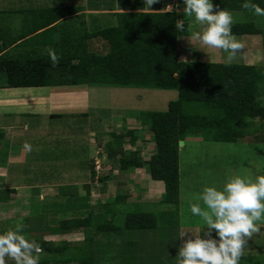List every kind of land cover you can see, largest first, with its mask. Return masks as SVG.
I'll list each match as a JSON object with an SVG mask.
<instances>
[{"label":"rangeland","instance_id":"374dc122","mask_svg":"<svg viewBox=\"0 0 264 264\" xmlns=\"http://www.w3.org/2000/svg\"><path fill=\"white\" fill-rule=\"evenodd\" d=\"M108 5L114 8L115 4ZM180 12L184 14L183 9ZM231 13L233 24L253 23L256 28L264 32V16H258L252 11ZM13 16L12 22L17 25L18 15ZM97 18L91 30L105 29L116 24L113 16L103 20ZM184 18L189 42L186 41L187 44L183 41L178 42L180 56L183 60H199L214 64L264 65L261 58L264 54L261 47L264 35H256L255 38L252 36L253 38L247 39L242 36H240L242 38L236 37L243 47L231 63H226L224 59L226 54L222 50L204 46L196 40L194 34L202 32L205 26L195 22L193 17L184 14ZM89 44H92L93 52L97 50L101 52L106 47L105 41L101 38L89 41ZM68 48L70 49L68 46L66 50ZM254 49H256L255 54H258L256 58ZM243 52H247L245 56ZM48 53L49 51L43 52V54ZM50 53L60 52L54 49ZM242 57L245 62L242 61ZM260 60L261 62H257ZM4 83L5 79H2L0 85ZM3 89L4 87L0 86V90ZM74 89L89 90L87 91L89 95H86L90 104L87 116L68 114L60 119H48L47 121L39 118L38 122L34 117L32 119L28 116L20 118L24 122L31 120L37 129L44 128V138L47 140V136L48 141L47 144L40 145L42 147L37 158L42 163L35 165L39 172L36 173V178H23L25 169L19 170V167L12 172L9 180L0 178L2 186L25 184L26 182L29 185L32 182L35 186L39 185L37 194L34 193L30 200L29 209L23 207L22 210L19 204L22 202L5 205L0 200V232L1 230H15L19 224L29 239L32 237L35 240H42L44 236L54 235V238H57V240L54 239L55 244L61 245L60 241L64 237L57 235L61 221L91 217L93 224L88 230L64 234L68 242H71L69 243L71 244L70 251L64 259L73 256L78 262L91 257L93 264H177L178 248L182 246L184 240L196 232L203 237L204 231H208L203 228L202 218L193 215L190 211L193 203H198L202 209L207 210L203 202L196 200L195 196L205 186L222 188L225 182L233 176L239 175L254 181L258 175H264L263 126L256 125L251 129L250 135L233 143H226L215 138L213 141H206L200 135H191L186 138L184 146L180 147V205L163 204L164 185L151 180L147 168H131L121 172L116 167L117 162L114 163L108 159L107 149L98 147L101 143L103 146L110 144L113 133H121V136L126 137L125 152H137L139 157L147 162L150 155L155 153V144L151 141L150 133L144 131L141 114L166 111L169 103L177 99L178 92L133 87L79 86ZM186 111L190 115L209 113L201 105H188ZM4 114V106L0 104V127L10 119L4 117ZM130 130L138 132L136 137L140 141L135 146L130 144V137H127ZM36 131L39 132L33 129L32 133ZM122 139L124 141L123 137ZM97 142L98 145H95ZM119 142L122 141H113L110 146L115 149ZM71 146L73 149L70 148ZM45 149L47 152L43 151ZM69 149L71 152L74 151L76 158L69 154ZM85 159L86 163H84ZM90 159H94L95 170L98 172L93 182L89 168ZM31 165L34 167V162H31ZM104 176L111 178L107 182L108 191L102 194L98 189L101 185L98 180ZM85 186L89 189L86 190ZM128 192L131 194L129 202L115 203L116 196L128 194ZM40 194L42 201L39 198ZM23 196V201L28 198L27 194ZM0 197L4 198L2 195ZM139 212L154 214L157 217V229L126 230L127 215ZM166 218L167 221H165ZM173 219H176L178 223H175L176 221L172 223ZM109 221H114V225L119 229L118 233L99 232L98 227ZM257 223L261 227L258 232L247 238L244 255L239 264H264V217ZM182 231L188 232L189 235L179 237ZM211 231L214 236L215 230ZM87 238L91 241L84 243L83 240ZM79 240L81 243L77 242ZM39 256L45 261L52 258L46 253ZM9 261L14 260L9 258ZM77 262L74 260L65 264H77Z\"/></svg>","mask_w":264,"mask_h":264},{"label":"trees","instance_id":"16d2710c","mask_svg":"<svg viewBox=\"0 0 264 264\" xmlns=\"http://www.w3.org/2000/svg\"><path fill=\"white\" fill-rule=\"evenodd\" d=\"M244 0H213L214 6L231 12H248L241 7ZM264 9V0H253ZM182 7H184L181 1ZM38 30L47 29L61 18L73 13V10L57 8L39 9ZM116 24L99 29L93 34L78 36L70 51L58 57V63L52 66L47 55L32 52L24 55L16 51L7 53V49L26 35L4 36L0 34V83L8 89L29 88H77V87H116L138 88L164 91H177L178 97L168 105L164 112H144L141 122L144 131L151 135L155 144V153L143 161L137 152L124 153L121 144L124 135L112 134V142L121 140L118 149L106 144L108 159L117 162V169L125 172L131 168H147L150 179L162 183L165 188L163 204L179 206L181 197L180 145L186 138L200 135L204 140L221 139L233 143L246 138L256 125L264 127V65L214 64L181 60L178 48L179 36L175 30V21L183 19L174 10L166 13H121L116 14ZM44 35L35 39V46H42ZM232 32L236 37L264 35L253 23L233 24ZM101 38L105 41L103 51L93 52L89 41ZM29 44V43H28ZM31 44V42H30ZM264 49V42H263ZM188 105H201L209 112L207 115H190ZM136 131H129L131 144L136 145ZM111 134V133H110ZM109 136V135H108ZM257 139V138H256ZM118 159V160H117ZM91 181L98 175L94 159L90 160ZM111 177L98 180L96 187L100 193L108 191L107 182ZM98 185V184H97ZM86 190L89 189L85 186ZM131 194L116 196L115 203L129 202ZM4 202V198L0 197ZM167 221V218L165 219ZM172 223H178L176 219ZM93 219L64 220L59 223L57 235L86 231ZM157 217L151 213H131L125 220L128 231H148L157 229ZM84 229V230H82ZM103 234L118 233L114 221L98 227ZM2 231L0 233H3ZM26 232V231H24ZM35 240V239H32ZM42 254L52 257L49 261L40 259L39 264H65L77 262L69 253L71 244L56 246L52 242L35 240ZM85 239L84 243L90 242ZM60 257L62 259L60 260ZM59 258V260H55ZM6 264H15L6 258ZM77 264H93V258L81 259Z\"/></svg>","mask_w":264,"mask_h":264},{"label":"crops","instance_id":"0c3cea01","mask_svg":"<svg viewBox=\"0 0 264 264\" xmlns=\"http://www.w3.org/2000/svg\"><path fill=\"white\" fill-rule=\"evenodd\" d=\"M181 1L182 0H158V2L153 4L151 9H149L143 5L142 0H111L110 2H108V0H0V34L9 37L14 36L16 38L18 36L26 35L25 38L21 40L19 39L18 42L7 49L8 54L13 51L20 54L24 51L22 53L24 55L32 52L38 56L47 55L46 57H50V51L55 49L57 52H60L56 53V55L62 57L64 56V52L70 50L69 48L68 50L66 49L68 46H72L71 44L75 42L78 36L84 37L85 34H93L99 30H91L92 26L98 20L97 17H99V20L112 16L116 19V14L121 13H166L172 10H174L177 15L181 16L182 13L180 10L183 9ZM108 4H115L114 8L109 7ZM49 8L73 10V13L61 18L47 29L38 30L39 17L33 12H36L39 9ZM13 15H18L19 22L17 25L12 22ZM50 30L54 31L46 34V37L43 38L44 41H42V46H35L37 45V43H35L36 37L44 35ZM242 37H246L247 39L252 36ZM187 39V35L179 36V42H189ZM249 41L250 40H248V42ZM261 47L262 50H264L263 43ZM48 51L49 55L43 54V52ZM255 51L256 49H254V55L256 58L258 54H255ZM246 53L243 52L244 56ZM261 58L264 62V54L261 55ZM184 61L201 62L199 60ZM242 61L245 62L244 57H242ZM257 62H261V60ZM256 65L257 64H255V66ZM0 91L3 92H0V104L4 106V117L10 118L9 121H6L7 123H3L0 127V131L2 132L0 133V178L9 180L10 175L12 176V172L18 169V167L19 170L25 169V173L22 176L23 178H36V173L39 172L35 165L36 163H42V161L39 162V159L37 158L39 150L42 147L40 145L47 144L48 137L46 136L47 140L44 138V128L37 129L31 120L29 122H24L21 121L20 118L28 116L29 119H32L34 117L38 122L37 119L39 118L47 121L48 119H60L68 114L85 117L87 116L86 113L90 110V104L86 97V95H89L87 92L89 90L78 91L74 88L40 87L15 90H6V88H4ZM33 129L39 130V132L36 131L35 133H32ZM139 141L140 140L137 138V143ZM125 143L126 138H124V142L121 144V148H123L122 152L128 154L129 152H125L124 149ZM96 144L98 145V142L95 143V145ZM26 145L29 147H26ZM102 146L103 143H101L98 148L107 149L106 146ZM70 148L73 149V146ZM115 149L120 150L118 146L115 147ZM43 151L47 152V149ZM70 152L71 149H69V154L76 158L74 151L72 150V152ZM31 162H34V167L31 165ZM84 163H86V159L84 160ZM38 187L39 185L35 186L33 182L31 185H29L28 182L25 184L0 185V196H4V202H1L5 205L22 202V204L19 203L22 210L23 207L29 209L30 200L32 199L33 194L38 191ZM25 194L28 195V198L23 201L24 198L22 197H24L23 195ZM39 198L40 201H42L43 198L41 197V194ZM62 236L64 238L60 242L71 243L68 242L69 240L67 239V236ZM30 239L33 238L31 237ZM54 239L57 240L56 237L54 238V235H47L44 236V239L42 240L55 244L56 241L54 242ZM77 242L81 243V240ZM60 258L62 259V257ZM55 260H58V258H55Z\"/></svg>","mask_w":264,"mask_h":264},{"label":"clouds","instance_id":"9594fccd","mask_svg":"<svg viewBox=\"0 0 264 264\" xmlns=\"http://www.w3.org/2000/svg\"><path fill=\"white\" fill-rule=\"evenodd\" d=\"M142 2L151 9L158 0ZM182 2L183 13L205 26L202 32L194 34L196 40L204 46L222 50L226 54L225 62L231 63L243 47L232 32V13L214 6L213 0ZM241 7L264 16V9L253 0H244ZM174 27L178 33L184 32L185 21L177 19ZM50 59L55 67L58 56L50 53ZM195 199L202 201L207 210L193 203L190 211L202 218L203 228L208 231H204L203 237L196 232L184 240L178 248L177 264H239L247 238L259 231L261 225L257 222L264 217V175H258L254 181L233 176L222 188L205 186ZM211 230H215L214 236ZM188 235V232L182 231L179 237ZM39 255H43L39 244L29 239L19 224L15 230L0 233V264H6V258L13 259L15 264H39Z\"/></svg>","mask_w":264,"mask_h":264},{"label":"water","instance_id":"95a60500","mask_svg":"<svg viewBox=\"0 0 264 264\" xmlns=\"http://www.w3.org/2000/svg\"><path fill=\"white\" fill-rule=\"evenodd\" d=\"M179 145H180V147H181V146H184V142L181 141V142L179 143Z\"/></svg>","mask_w":264,"mask_h":264},{"label":"built area","instance_id":"2783aa9c","mask_svg":"<svg viewBox=\"0 0 264 264\" xmlns=\"http://www.w3.org/2000/svg\"><path fill=\"white\" fill-rule=\"evenodd\" d=\"M96 169V168H95ZM98 173V172H97Z\"/></svg>","mask_w":264,"mask_h":264}]
</instances>
